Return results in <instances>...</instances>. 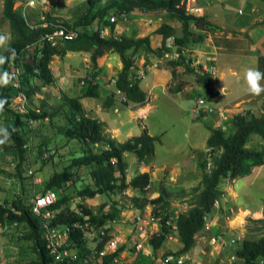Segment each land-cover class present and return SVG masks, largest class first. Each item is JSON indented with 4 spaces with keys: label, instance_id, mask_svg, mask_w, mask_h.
<instances>
[{
    "label": "rangeland",
    "instance_id": "obj_1",
    "mask_svg": "<svg viewBox=\"0 0 264 264\" xmlns=\"http://www.w3.org/2000/svg\"><path fill=\"white\" fill-rule=\"evenodd\" d=\"M15 1V11L26 17L31 27H43L39 22L44 21L46 16H50L64 25H69L70 27L66 25L69 29L75 23L76 17L83 11L86 2V0H47V3H41V0H37L36 7L33 8L28 7V0ZM249 3L250 0H187L185 4L187 13L207 16L221 32L218 34L210 32L203 44L189 48L186 55L193 60V65L190 67L193 70L186 71V67L179 66L175 68V78L172 70L166 66L167 61L177 57L175 53L165 54L164 59L154 56L147 59L148 57H142L143 54H137L134 73L140 79L141 87L145 84L143 87L146 90H143L147 94V101L143 106L125 105L126 97L119 93L116 87L118 74L123 67L119 55L113 53L104 55L98 60V69L95 73L90 53L69 52L64 56H55L50 65L55 81L45 84L39 77L31 76L26 87L35 90L31 99L27 98L26 113L30 110L46 111L53 115V119L29 122L26 144H30V148L28 146L26 150L30 151L27 152L22 167L23 180L16 173L15 156L7 151L9 142L0 146V204L8 207L14 199L19 197H22L25 204H32L33 199L43 193L46 183L53 175L68 168L76 158L84 155L87 147L83 142L70 139L61 132V129L67 126V116L71 113L70 108L65 106L64 97L81 96L89 85L96 86L99 97L84 98L81 103L88 117L103 123L105 137L112 138L118 143H124L147 131L150 135L159 137L161 142L156 143L154 157L145 162L140 161L133 153H125V161L128 164L127 183L141 173L150 174L151 183L144 193L129 188L124 192L117 190L92 199L80 197L78 195L80 190L95 186L92 176L95 166L73 169L76 180L74 187L65 191L53 190L61 198L65 195L70 196L71 200L67 203V207L72 211L82 204L93 209L96 214L113 212L116 214V219L109 221L102 229L93 226L96 227V231L92 232L89 230L92 226H85L86 229L83 232L87 241L85 245L87 253L79 260L81 253L77 249L70 248V239L65 237V226H52L60 210L49 209L51 227L63 237L62 249L67 248L69 255L75 258L70 264L75 262L77 264H102L103 257L115 253L124 245L127 248L115 259L118 264H166L168 262L179 264L178 261L182 257L184 258L183 264H234L236 259L233 255L243 241L259 239L264 234V222H259L264 221V166L255 168L248 177L226 180L219 184L220 195L214 210L209 215L204 228L197 235L195 249L188 255L177 257V253L183 247L177 232L171 234L157 252L151 246L150 239L159 234L162 215L165 214L163 208L152 204V200L159 197L161 187L171 194L167 199L169 203L167 215L172 224L176 225V220L181 213L195 207L201 192L203 175L213 170L216 154L207 146L211 129H221L227 135L232 134L235 129L231 124V119L235 115L252 112L250 109L243 110L244 108H241L239 103L231 109L234 113L232 115L229 108L223 110V116L217 113L218 106L234 102L246 90V85L239 81V73L232 74L223 64L224 58L229 59V62L233 64L235 62V65H239L238 68H242L243 77L245 69L251 67L249 61L246 65H242L241 59H235L233 56L236 52L234 53L232 49L244 43L242 41L244 33L235 29H226L232 27L227 16L230 15L234 20H239L237 17H239L240 10L248 12V15L251 4ZM255 3L264 4L260 0H255ZM4 5L5 0H0V34H11L10 25L3 18ZM215 14L220 16L216 17ZM114 16L116 22H114L115 27L111 30V35L115 37L136 35L137 38L150 36L152 46L156 49L161 48L162 40L155 34V31L163 23L170 24L177 29L179 34L181 33L179 24L165 13L134 10L131 13L117 15L111 12L109 19ZM91 28L93 31L98 29L97 26ZM170 44L173 45L172 41ZM214 45L220 46L221 49L213 47ZM216 52L222 55L221 65L217 64L219 57L215 55ZM3 53L4 50L0 49V55ZM142 58L147 60L143 62ZM22 59L19 63L13 62L7 70L10 74L18 72L19 79L26 73ZM25 60L29 61L27 58ZM160 72L167 75L165 77L168 78H164L165 80L169 79L168 93L161 88H156L153 94H150L152 86L163 79ZM194 74L200 77L205 75L220 88L228 87L232 92L228 95L217 96L215 99L204 96L201 86L196 81L198 77ZM157 79L158 82H156ZM14 86L22 88L21 83L18 82H14ZM177 89L180 93L176 92ZM113 92L116 97L112 107L109 108L105 105L108 96ZM201 97H204L207 105L214 109L213 112L205 110L197 112L199 108L197 100ZM18 98L19 96L13 100L11 106L15 112H18L21 107ZM253 101L251 109L257 110L253 113L264 116L261 111L264 109V94L260 97L255 96ZM14 120L15 116L11 113L1 116L0 127L12 126ZM44 143L48 144V149L40 153L38 148ZM260 143L259 137L254 135L249 146L256 148ZM96 146V152H99L101 146ZM107 147L105 145L103 148ZM44 153L51 154V156L45 157ZM137 215L147 219L150 215L156 218L155 221L150 222V225L145 226L147 232H143L144 234L138 231L135 222ZM100 231H105L107 236H112L115 242L114 246L110 244L105 246L102 251H106L107 254L104 256H101L97 249L101 243ZM26 233L27 230L20 228L19 225L16 227L0 224V264H29L37 260V255L32 249V242L25 239ZM235 237H239L241 242L231 245L230 241ZM214 238L217 239L216 243H213ZM138 246H140L139 249ZM143 255L149 257V260L144 259Z\"/></svg>",
    "mask_w": 264,
    "mask_h": 264
},
{
    "label": "trees",
    "instance_id": "obj_2",
    "mask_svg": "<svg viewBox=\"0 0 264 264\" xmlns=\"http://www.w3.org/2000/svg\"><path fill=\"white\" fill-rule=\"evenodd\" d=\"M186 0H86L83 11L76 17L75 23L71 28L79 33L78 38L72 41H60L57 46H52L44 37L46 33L53 31L52 27L33 28L28 23V19L21 13L15 11V0H5L3 18L11 28V48L16 51L15 57L10 52L4 51L3 55L9 57L8 61L0 66V72L10 69L11 64L19 63L23 58V64L26 73L19 79L22 88H17L10 84L7 87H0V99L6 98L7 104L5 110L0 113V117L13 114L15 120L12 126L7 127L12 133L7 151L15 156L16 173L23 180L22 167L26 159L27 152L24 145L28 142L27 133L30 121H44L47 118L53 119L46 111L37 112L30 110L23 114L15 112L11 108L13 100L23 90L28 99L34 95V89L26 88L31 76L39 77L45 84H51L55 81L50 65L55 56H64L69 52H87L91 54V62L94 73L98 69V60L108 53L117 54L122 60V70L118 74L116 87L122 95L126 97L125 105H145L147 94L141 88V81L134 73L137 54H143L149 59L154 56L164 59L165 54L178 55L175 59L167 61L166 66L172 70L175 78L176 69L179 66L186 67V71L193 70V60L186 53L189 48L199 46L205 42L206 36L210 32L220 30L213 25L207 16H198L185 11L181 4ZM264 1V0H260ZM134 10H142L150 13H165L173 18L180 26L181 33L168 23H163L155 34L162 40L161 48H153L150 36L137 38L136 35L115 37L113 34L107 38L101 37V30L105 27L114 29L115 24L111 23L109 16L111 12L121 15L131 13ZM56 23L59 20L46 16L44 22ZM67 25V24H66ZM69 26V25H67ZM97 26L93 31L91 27ZM70 27V26H69ZM197 29L198 31H196ZM173 40V45L170 42ZM139 52V53H138ZM25 58L29 61L26 62ZM261 72H264V57H261ZM38 72V73H37ZM196 76V74H194ZM201 86V92L204 96L215 97L216 93L212 88V80L205 75L196 78ZM25 88V91H24ZM28 89V90H27ZM176 92H180L177 89ZM115 93L108 96L105 106L111 107L115 100ZM98 87L88 86L87 90L77 97L65 96V106L71 110L67 116V126L61 129V132L70 139H78L87 147L82 157L76 158L73 163L61 172L56 173L46 183L42 194L48 191L67 190L74 187L75 173L73 169L82 166L93 167L92 176L94 187H86L80 190L78 195L82 198H95L98 195H107L117 190L126 191L129 188L140 191H147L150 186L151 177L149 173H141L132 179L130 183L126 181L128 164L125 161V153H133L142 162L150 160L156 152V143L160 142L157 136H151L147 131L141 135L130 138L124 143H118L112 138L105 137L103 133V123L97 119L86 115L81 100L84 98H98ZM202 98V97H201ZM231 124L235 131L227 135L221 129H211V135L207 141V146L216 154L211 173L203 175L201 192L198 195L195 207L181 213L176 220L177 230L168 225L170 221L167 215L170 193L164 187H161L159 197L152 200V204L163 208L165 214L161 221L159 234L150 239V244L157 252L166 242L167 238L173 234H178L183 247L177 253V257L188 255L196 247L197 235L207 223L209 215L212 214L216 201L220 195L219 184L226 180H235L248 177L255 168L264 166V116L247 112L245 114L235 115L231 119ZM259 137L261 143L258 147L249 146L252 137ZM48 144H41L39 152L47 150ZM101 146L99 152H96L97 146ZM105 145L108 147L103 148ZM95 150V151H94ZM71 200L70 196L59 197L58 201L50 207L51 210H60L53 220L54 226H73L75 223H81L86 227L96 226L104 228L109 221L116 219L115 212L108 214H96L93 209L80 204L78 209L72 211L67 207ZM32 204H25L22 197L14 199L8 207L0 204V224L13 225L17 223L20 228L27 230L25 239L32 242V249L37 255V260L29 264H56L53 257L47 250L45 239V230L42 228L40 219L33 214ZM82 209V211H80ZM264 222V221H259ZM114 239L108 235L98 246L101 252L107 242ZM86 238L84 232L76 230L71 232L70 243L73 249L79 250L81 257L87 253L85 249ZM126 245L120 247L115 253L106 255L102 259V264H118L115 262L125 249ZM236 261L234 264H264V234L259 239H245L234 253ZM149 260V257L142 256ZM74 264H77L76 262ZM166 264H176L168 262Z\"/></svg>",
    "mask_w": 264,
    "mask_h": 264
},
{
    "label": "built area",
    "instance_id": "obj_3",
    "mask_svg": "<svg viewBox=\"0 0 264 264\" xmlns=\"http://www.w3.org/2000/svg\"><path fill=\"white\" fill-rule=\"evenodd\" d=\"M187 1V0H186ZM186 1H184L181 5L185 7ZM205 1H209V0H205ZM187 10V9H186ZM188 12V11H187ZM190 14H194V13H190ZM111 22L114 23L116 22V17H111ZM43 27H52L53 31L51 33H46L44 39L49 42L52 46H57L59 44L60 41H72L76 38H78L79 33L77 31H75L74 29H69L66 25H64V23L62 22H56V23H48V22H44ZM111 36V29L109 27H105L101 30V37L102 38H107ZM172 44H173V40H172ZM178 56V55H177ZM14 75V80L12 85H14L15 83H19V76H18V72H11ZM84 84V82H83ZM119 93H121L119 91ZM19 98H18V102H20V111L21 113H26V108L25 105L27 103V96L26 94L21 91L18 94ZM197 105L199 106V108H197V112L200 113V110H205V111H209V112H213V108H211V106H208L206 103V100H204L203 98H199L197 100ZM224 109L223 108H218L217 109V113H219V115L223 116L224 115ZM32 122V121H31ZM30 148V144H26L24 146V148ZM45 157H49L51 156V154H47L44 153ZM59 199L58 193L55 191H48L45 194H41L40 196H37L35 199H33L32 201V211L33 214L38 217L40 219V223L42 228L45 230V239H46V244H47V250L49 251L50 255L53 257L54 261L56 264H70L71 260H75V258H72L68 251L67 248L62 249L63 248V237L61 235H58L54 229H52L51 227V214L49 213V209L52 205H54ZM156 218L152 217L150 215L149 219L142 217L141 215H137L135 218V222L138 226V231L139 233H146V227L147 225H150V222L155 221ZM14 226H18L17 223L13 224ZM168 225L172 226L174 230H177V226L173 225L171 221H168ZM86 229V227L81 224V223H75L73 224V226H66L65 227V237L70 239L71 236V232L76 231V230H80V231H84ZM102 229V228H101ZM90 231L94 232L96 231V227H90L89 229ZM146 231V232H145ZM143 233V234H144ZM99 239L100 242L102 243L105 240V237L107 236L105 231H100L99 233ZM217 239L214 238L213 239V243H216ZM238 242H241V239L239 237H235L232 238L230 241L231 245H236ZM115 245L114 240H110L107 242V245ZM140 248V246H138V249ZM107 252L106 251H102L100 252L101 256L106 255ZM233 258L236 259V257L233 255ZM117 262V261H116ZM179 264H183L184 263V258H180L178 261Z\"/></svg>",
    "mask_w": 264,
    "mask_h": 264
},
{
    "label": "crops",
    "instance_id": "obj_4",
    "mask_svg": "<svg viewBox=\"0 0 264 264\" xmlns=\"http://www.w3.org/2000/svg\"><path fill=\"white\" fill-rule=\"evenodd\" d=\"M262 2L264 3V1H262ZM250 3H249L250 4V8H249L250 13L248 15H247L248 12L246 13L243 10H240L238 12L239 17H237V18H239V20H234L230 15L227 16V18L230 19V23H231L232 27H227L226 29H230V30L235 29L237 31L244 33V38H242V41L244 42L243 45L239 46L238 48L232 49V51H234V53L236 52L235 54H233L235 59L236 58L241 59L240 62L242 63V65H246V62L249 61V63H250L249 65L251 67L257 68L260 71V69H262L260 59H261V57H264V4L258 5L257 3H255V0H250ZM215 16L218 17L220 15L215 14ZM221 17H223V16H221ZM218 32H221V31L218 30L214 34H218ZM209 41H211V40H209ZM246 45H247V48H245ZM213 47L221 49V47L217 46V45L216 46L214 45ZM230 47H232V46H230ZM248 50H250V51H248ZM215 55L219 57L217 64L221 65V59L220 58L222 55L220 53H217V52L215 53ZM142 57H144V56H142ZM215 59L217 60V57H215ZM222 59H223V57H222ZM142 60L144 62L147 59L145 60V58H142ZM224 60H225L224 64L222 62L224 67L229 68V71L234 75H237L239 73V81L241 83H243L244 85H246L244 82V77L242 75L243 74L242 68H238L239 65L238 66L235 65V62H234V64L232 62H229V59L224 58ZM199 62H201V61H199ZM164 72L167 73V71H164ZM164 72H160L163 79H160L161 81H159V82H158V79L156 80V82H158V84H155L154 86H152V91L151 92L148 91L150 94H153L152 92H154V90L156 88H161L164 92L167 91V93H168V83H169L168 80L169 79L168 80L164 79V78H166L165 76H167V75H164ZM196 76L198 78L200 77L199 75H196ZM158 77L159 76H157V78ZM223 78H224V76H223ZM164 81H166V82H164ZM261 83H262V86H264V81H262ZM144 85H142L141 88L146 90L143 87ZM146 87H148V85H146ZM212 88H213V91L216 93L215 97L222 96V94L228 95L232 92V90L230 88H228V87L220 88L219 85H216V83L212 84ZM180 95H182V94H180ZM215 97H213V98L215 99ZM254 97L255 96L250 95L247 92V90H245L240 95V97L237 100H235L234 102H231L225 106H218V107L219 108L222 107L224 110L229 108L228 110H230L232 112L231 109L234 107V105H237L240 103V105H241L240 107L244 108L243 110L247 109V111H248V109H250L252 112H255L257 110L251 109L252 108V102H254L253 101ZM261 111L264 113V109ZM261 111L260 112L258 111V112L261 113ZM116 112H118V110ZM145 112H147V111H145ZM236 112H238V111H236ZM232 114H234V113L232 112L231 115ZM151 136H153V135H151Z\"/></svg>",
    "mask_w": 264,
    "mask_h": 264
},
{
    "label": "clouds",
    "instance_id": "obj_5",
    "mask_svg": "<svg viewBox=\"0 0 264 264\" xmlns=\"http://www.w3.org/2000/svg\"><path fill=\"white\" fill-rule=\"evenodd\" d=\"M41 3H47V0H41ZM37 0H28V7H36ZM11 34H0V49L6 52H10L12 57H15L16 51L11 48ZM9 57L0 55V66L4 65L8 61ZM15 74H10L7 71L0 72V87H7L13 83ZM264 72L259 71L257 68L249 67L244 73V82L246 84L247 92L252 95L259 97L264 94ZM7 99H0V113L5 110ZM12 133L6 127H0V146L7 144L11 139Z\"/></svg>",
    "mask_w": 264,
    "mask_h": 264
}]
</instances>
